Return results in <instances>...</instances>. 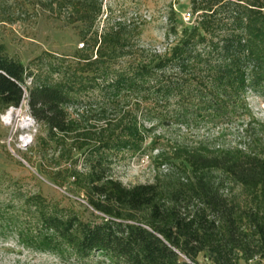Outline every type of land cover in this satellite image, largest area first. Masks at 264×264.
<instances>
[{
	"label": "trees",
	"instance_id": "16d2710c",
	"mask_svg": "<svg viewBox=\"0 0 264 264\" xmlns=\"http://www.w3.org/2000/svg\"><path fill=\"white\" fill-rule=\"evenodd\" d=\"M102 2H43L78 27L82 44L72 54L42 52L34 71L0 43L1 108L18 105L27 91L28 110L45 131L38 142L51 169L43 171L58 185L73 177L99 213L84 219L74 206L17 189L12 197L20 209L11 200L0 206L1 231H15L33 250L78 258L96 250L113 264H192L179 253L197 263L201 251L212 264L264 257V134L254 130L264 123L246 101L249 90L264 96V0H189L196 13L190 26H180L169 6L172 39L162 52L136 45L134 19L99 26ZM167 67L180 76L164 84ZM188 84L191 119L217 123L240 107L248 117L247 145L176 146L178 173L123 184L111 173L113 153L140 150L152 129L138 117L140 100L182 95ZM187 110L183 103L182 121ZM226 181L238 183L242 194L226 191Z\"/></svg>",
	"mask_w": 264,
	"mask_h": 264
},
{
	"label": "rangeland",
	"instance_id": "374dc122",
	"mask_svg": "<svg viewBox=\"0 0 264 264\" xmlns=\"http://www.w3.org/2000/svg\"><path fill=\"white\" fill-rule=\"evenodd\" d=\"M45 0H0V43L4 51L21 60L29 71H34L37 56L44 51L54 55L72 54L82 44L78 27L65 25L63 15L56 16L43 4ZM103 11L98 18L99 26L114 18L134 19L138 33L134 36L138 47L162 52L172 35H167V11L172 6L178 24L190 26L194 22L196 13H191L189 0H103ZM123 62V61H121ZM190 75V67L187 69ZM180 76L177 69L165 68L161 72L163 83L168 78ZM28 76L26 81L30 80ZM29 84V83H28ZM183 94L173 91L169 96H160L140 100L137 114L146 127L151 131L143 142L140 150H121L112 155L111 173L125 185L138 182L153 181L156 175L164 176L179 172L181 159L175 157L176 146L197 147L207 145L209 148H226L247 145L248 136L245 128L248 117L240 107L231 112L229 118L214 123L201 117L192 120L190 116V84L183 85ZM97 91L93 94L97 95ZM133 100H135L133 98ZM246 101L252 115L264 123V96L254 91L246 93ZM130 103L126 106H130ZM186 103V121H182V104ZM13 107L11 117L6 111ZM72 110V106L68 107ZM27 115H31L25 105H0V206H5L9 200L13 201L16 209H20L19 201L13 200L14 190L30 193L39 192L48 200L56 201L60 205L74 206L80 211L84 219L95 218L99 213L93 210L86 201L82 191H78L73 177L69 176L63 185L54 182L52 176L43 169L48 160L41 151L40 137L45 136L43 127L35 120L36 129L23 126ZM32 116V115H31ZM153 121V122H152ZM29 123V121H28ZM254 130L259 135L264 129L254 124ZM30 131L33 134L27 148L17 147V138L21 133ZM54 149V143L47 145L46 157ZM82 168V160L76 163ZM226 191L242 194V187L238 183L226 181ZM19 211V210H18ZM93 211V213L91 212ZM180 254L181 259L192 264H212L211 260L201 251L196 256L197 263H193ZM260 261L264 264V257L255 256L245 260L239 258L237 264H253ZM0 264H113L106 253L93 251L85 258L75 255H58L56 253L33 250L23 246L17 240L15 231H1L0 229Z\"/></svg>",
	"mask_w": 264,
	"mask_h": 264
},
{
	"label": "built area",
	"instance_id": "2783aa9c",
	"mask_svg": "<svg viewBox=\"0 0 264 264\" xmlns=\"http://www.w3.org/2000/svg\"><path fill=\"white\" fill-rule=\"evenodd\" d=\"M27 83H30V80L27 82ZM19 104H21V105H25L26 106V108H28V103H27V91H25L24 92V95H23V97H22V99H21V101H20V103ZM26 119L29 121V126H32L33 127V129H36V125H35V119H34V117L33 116H31V115H27L26 116ZM32 138H33V134H32V132H30V131H25L24 133H21L20 135H19V137L17 138V142H16V146L17 147H25V148H27V146H28V144L31 142V140H32ZM20 147V148H21Z\"/></svg>",
	"mask_w": 264,
	"mask_h": 264
},
{
	"label": "bare ground",
	"instance_id": "6f19581e",
	"mask_svg": "<svg viewBox=\"0 0 264 264\" xmlns=\"http://www.w3.org/2000/svg\"><path fill=\"white\" fill-rule=\"evenodd\" d=\"M12 114H13V107L9 108V109L6 111V115H7L8 117H11ZM28 124H29V123H28V120L25 119V121H24V123H23V126H26V125H28Z\"/></svg>",
	"mask_w": 264,
	"mask_h": 264
}]
</instances>
